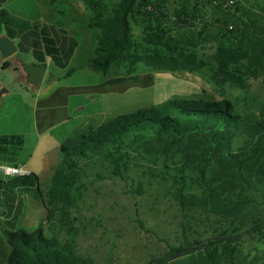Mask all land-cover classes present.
Wrapping results in <instances>:
<instances>
[{
  "label": "trees",
  "instance_id": "16d2710c",
  "mask_svg": "<svg viewBox=\"0 0 264 264\" xmlns=\"http://www.w3.org/2000/svg\"><path fill=\"white\" fill-rule=\"evenodd\" d=\"M0 32L15 41L17 52L30 53L37 64L65 69L79 45L59 21L31 22L2 7ZM57 0H49L53 4ZM89 10L87 27L94 43L88 66L103 79L95 84L60 85L37 99L35 125L39 133L67 117L71 95H100L147 87L153 73H135L139 62L153 69L188 71L210 77L218 85L244 86L249 77L264 80V18L244 11L241 27L208 34L175 12L181 28H167L161 0H82ZM140 25L139 35L132 32ZM224 25V24H222ZM235 33V34H233ZM212 40L211 61L198 48ZM11 63L5 60L3 68ZM119 74L111 75V70ZM69 68L65 76L73 72ZM23 144L19 134L0 135V161L17 164ZM61 158L45 189L34 172L0 179V207L6 216L1 231L0 264H93L70 244L42 228L27 232L14 228L21 196L32 189L44 204L47 216L54 210L67 214L84 167L104 159L115 175L123 177L132 156L160 161L173 167L174 194L180 212L183 239L147 264H243L238 243L242 236L264 240V101L257 113H241L227 98H174L159 105L116 115L99 125L75 131L60 144ZM196 223L214 230L201 237ZM141 227L142 224L140 223ZM189 235V236H188Z\"/></svg>",
  "mask_w": 264,
  "mask_h": 264
},
{
  "label": "rangeland",
  "instance_id": "374dc122",
  "mask_svg": "<svg viewBox=\"0 0 264 264\" xmlns=\"http://www.w3.org/2000/svg\"><path fill=\"white\" fill-rule=\"evenodd\" d=\"M161 1L167 15L165 24L173 33L187 30L175 22V12L181 10H184L181 18L193 25L189 29L199 31L205 27L208 34L241 27L244 11L264 18V0ZM4 7L31 22L59 21L79 42L67 68H56L48 61L44 78L36 88L22 81L15 71L19 65L11 69H3L0 65V133L22 136L17 160L42 177L41 188L45 189L59 163L60 144L83 119L76 116L75 106L87 105V96L71 95L70 119L43 133H39L35 125V100L59 85L78 86L102 80L101 73L92 70L87 63L94 47L92 32L86 25L89 10L82 0H57L53 4H49V0H6ZM141 30L140 25L133 24L134 35H139ZM214 49L215 42L209 40L200 45L198 52L211 61ZM8 58H17L23 63L32 59L30 53L19 52ZM69 68L74 70L65 76ZM148 71L154 76L150 86L130 87L124 92L96 97L107 109L106 120L174 98L224 97L232 101L237 111L255 114L264 101L261 77L247 78L242 87L228 82L220 86L211 79L209 71L199 74L159 70L139 62L134 72ZM119 73L114 69L110 72L111 75ZM2 89L8 92L1 93ZM0 164L12 163L0 161ZM175 172L173 167L165 168L160 161L134 155L121 177L113 173L109 161L93 159L84 167L74 193V204L67 208L66 215L54 210L48 217L44 204L32 189L21 196L22 206L14 228L30 232L40 227L45 235H55L61 243L70 244L77 254L91 258L93 264H147L183 239V216L174 196L176 185L172 175ZM0 179L6 181L10 177L0 171ZM261 208L264 209V205ZM5 219L0 207V238L7 225ZM193 225L202 238L214 232L202 223ZM237 246L243 264H264V240L258 235L242 236Z\"/></svg>",
  "mask_w": 264,
  "mask_h": 264
},
{
  "label": "crops",
  "instance_id": "0c3cea01",
  "mask_svg": "<svg viewBox=\"0 0 264 264\" xmlns=\"http://www.w3.org/2000/svg\"><path fill=\"white\" fill-rule=\"evenodd\" d=\"M6 2V1H5ZM5 2L2 4V7H4V4H5ZM5 8V7H4ZM0 33H2L3 35H5L3 32H0ZM73 35V34H72ZM13 42H14V44H15V41L13 40ZM15 46H16V44H15ZM16 52H17V48H16ZM15 52V53H16ZM5 60H8L10 63H11V65L9 66V67H7V68H3V69H11V68H13V66L15 67V66H17V65H19V66H17V70H15V71H17V73H19L20 75H21V78H22V81L24 82V83H27L26 82V80H25V72H24V70L22 69V63L19 61H17V58H12V59H9V58H3V57H1L0 56V65H2V63L5 61ZM48 61H49V58H47L46 59V65H47V63H48ZM26 63H35V61L33 60V58L30 60V61H28V62H26ZM45 71H46V66H45ZM44 75H45V72H44ZM44 75H43V77H42V79H41V81L39 82V84H37V85H31V84H29V83H27L30 87H32V88H36V87H38L40 84H41V82H42V80H43V78H44ZM103 79V78H102ZM101 81V80H100ZM98 83V82H97ZM86 85H89V84H86ZM60 86V85H59ZM57 87V86H56ZM56 87H54V88H52V89H50V91L46 94V95H44L43 97H45V96H47L53 89H55ZM6 92H8V90H4V92L3 93H6ZM111 93H117V92H111ZM106 94H108V93H106ZM86 96H87V105H82V104H78V105H76L75 106V111H78V114H76V116H79L80 118H83L82 119V121L79 123V124H77L76 125V127L75 128H73L72 130H71V132L70 133H74L75 131H77V130H81V129H84L85 127H87L88 125H99V124H101L102 122H104V121H106V116H107V109H106V107L105 106H103V104L102 103H100V102H97V99H96V97L97 96H99V95H90V94H85ZM101 95H105V94H100V96ZM70 97V96H69ZM68 97V100H67V106H66V108H67V117L65 118V119H63V120H61V121H59L58 123H56V124H54L53 126H51L50 128H48L46 131H49V130H51L54 126H57V125H59V124H61V123H64L66 120H68V119H70V115H69V100H70V98ZM39 98H41V97H37L36 98V100H35V102L37 101V99H39ZM45 131V132H46ZM1 134H6V133H0V135ZM71 134V135H72ZM61 158V157H60ZM60 161V159L58 160V162ZM17 164H19V165H22L25 169H27L28 171H30V172H33L30 168H28L27 167V164H26V166L24 165V163L23 162H20L19 160H18V162H17ZM52 170V169H51ZM50 170V171H51ZM37 174V173H36ZM38 175V174H37ZM42 178V177H41Z\"/></svg>",
  "mask_w": 264,
  "mask_h": 264
},
{
  "label": "water",
  "instance_id": "95a60500",
  "mask_svg": "<svg viewBox=\"0 0 264 264\" xmlns=\"http://www.w3.org/2000/svg\"><path fill=\"white\" fill-rule=\"evenodd\" d=\"M15 52L16 46L13 40L0 33V56L3 58H8ZM22 69L25 72L26 82L31 85H37L44 75L45 65L37 63H22ZM4 90L5 89H2L1 93H3Z\"/></svg>",
  "mask_w": 264,
  "mask_h": 264
},
{
  "label": "built area",
  "instance_id": "2783aa9c",
  "mask_svg": "<svg viewBox=\"0 0 264 264\" xmlns=\"http://www.w3.org/2000/svg\"><path fill=\"white\" fill-rule=\"evenodd\" d=\"M230 28H232L230 26ZM0 171L5 176H22L30 173L27 169H25L22 165L19 164H0Z\"/></svg>",
  "mask_w": 264,
  "mask_h": 264
}]
</instances>
